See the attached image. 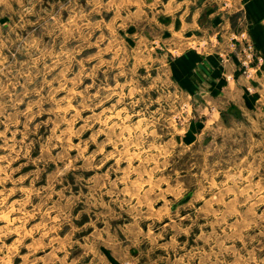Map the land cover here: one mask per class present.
Segmentation results:
<instances>
[{
	"label": "rangeland",
	"instance_id": "374dc122",
	"mask_svg": "<svg viewBox=\"0 0 264 264\" xmlns=\"http://www.w3.org/2000/svg\"><path fill=\"white\" fill-rule=\"evenodd\" d=\"M166 1L0 0V264H264V96L191 92Z\"/></svg>",
	"mask_w": 264,
	"mask_h": 264
},
{
	"label": "crops",
	"instance_id": "0c3cea01",
	"mask_svg": "<svg viewBox=\"0 0 264 264\" xmlns=\"http://www.w3.org/2000/svg\"><path fill=\"white\" fill-rule=\"evenodd\" d=\"M165 5L158 23L174 43L173 73L183 71L191 92L216 96L208 104L221 110L256 107L264 96V0H168ZM243 40L263 56L248 78L240 68Z\"/></svg>",
	"mask_w": 264,
	"mask_h": 264
},
{
	"label": "built area",
	"instance_id": "2783aa9c",
	"mask_svg": "<svg viewBox=\"0 0 264 264\" xmlns=\"http://www.w3.org/2000/svg\"><path fill=\"white\" fill-rule=\"evenodd\" d=\"M247 46H248V49H249V50H252V49H253V46H252L251 44H247ZM248 57L251 58V59L254 58L253 55H252V53H250V54L248 55Z\"/></svg>",
	"mask_w": 264,
	"mask_h": 264
}]
</instances>
